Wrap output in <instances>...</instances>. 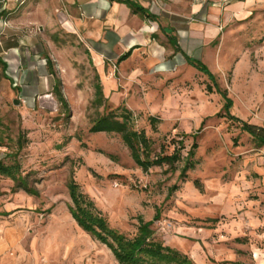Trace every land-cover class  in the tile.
Instances as JSON below:
<instances>
[{
	"label": "rangeland",
	"instance_id": "obj_1",
	"mask_svg": "<svg viewBox=\"0 0 264 264\" xmlns=\"http://www.w3.org/2000/svg\"><path fill=\"white\" fill-rule=\"evenodd\" d=\"M193 1L220 6L199 24L189 10ZM154 3L168 19L179 14L183 28L219 33L190 54L213 80L187 65L165 37L152 41L156 52L137 50L116 63L121 52L110 53L106 38L80 29L78 1L0 0V58L7 65L5 73L0 66V160L18 164L39 194L0 176V264H118L73 221L72 175L109 227L127 238L152 222L153 238L194 264H264V146L228 118L221 94L231 116L264 127V0ZM148 55L168 71H155ZM96 74L108 111L130 112L131 128L151 143V159L180 148L173 168L144 172L118 135L89 132L104 110L93 103ZM56 79L68 117L52 95ZM193 144L194 167L181 180Z\"/></svg>",
	"mask_w": 264,
	"mask_h": 264
},
{
	"label": "trees",
	"instance_id": "obj_2",
	"mask_svg": "<svg viewBox=\"0 0 264 264\" xmlns=\"http://www.w3.org/2000/svg\"><path fill=\"white\" fill-rule=\"evenodd\" d=\"M114 1V0H111ZM120 3L125 4L134 14L140 16L152 17L147 10L138 5L133 0H118ZM237 2H243V0H236ZM3 12H0V14ZM165 37L168 39L169 44L174 49L175 53H179L180 49L177 45L176 36H172V30L169 28L162 29ZM130 56V52L120 56L117 63H120ZM183 58L187 65L196 67L204 74L208 75L209 79L213 80V77L209 74L207 68L201 64L200 61L186 57ZM46 65L48 72L51 76H55L53 70V62L50 58L46 57ZM0 66L3 73H5L7 65L0 58ZM7 78V76H4ZM95 98L94 105L97 107L103 106V114L99 115L93 120L89 132L92 134H115L118 135L128 149L130 156L134 163L139 166L144 172H147L151 167L162 166L163 164L169 165L173 168L174 165L180 160V148L174 150L171 155L150 158L151 143L145 137L143 132H137L133 130L129 124L130 112L125 110V113L121 116L115 115L114 112L108 111L106 101L104 99L102 86L98 75H95ZM60 80L56 79L55 85L52 90V95L55 97L57 103L64 111L65 116L69 115V106L64 98L60 89ZM207 93L212 92L211 86H206ZM224 99L223 110H227V115L232 122L237 124L242 133L247 134L254 143L259 147L264 146V127H259L247 122H243L230 114L231 104L226 98L225 92L221 93ZM122 119V120H120ZM156 118L150 119L151 126L156 123ZM1 125V122H0ZM186 137V136H185ZM2 140L0 139V147H2ZM23 138H18V144L20 148L22 146ZM182 145V140L179 141ZM196 145L193 144L191 150L188 152L185 165L180 171L179 179L186 178V173L193 169L194 165L192 157L194 156V150ZM0 176L9 178L14 183V187L18 190H23L27 195L38 197V192L29 186L26 177L20 175V169L18 164H12L6 166L0 160ZM176 186L173 187L175 189ZM67 190L70 199V205L68 206L69 212L73 221L83 231L88 233L93 240L104 245L113 255L118 264H194L193 261L186 255L165 246L162 242L156 241L153 238V231L151 230L152 222H145L137 227L136 234L133 238H127L119 231L110 228L106 219L98 212L93 204L84 194L79 192L78 185L76 184L73 175L68 179ZM173 193V192H172ZM159 214L156 215V219Z\"/></svg>",
	"mask_w": 264,
	"mask_h": 264
},
{
	"label": "crops",
	"instance_id": "obj_3",
	"mask_svg": "<svg viewBox=\"0 0 264 264\" xmlns=\"http://www.w3.org/2000/svg\"><path fill=\"white\" fill-rule=\"evenodd\" d=\"M74 1L80 2V10L83 14V19H79L78 23L80 29H82V31L84 30V34L89 38H106V44L110 46V53H113L114 49L121 52V54L117 56V60L120 56L128 52H130L131 56L132 52L137 50L151 54V50L154 51V49H152V41L156 39L159 40L160 37H165L162 29L166 28L171 29L173 31L172 36H176L177 38V45L180 49L178 54L182 55V57L184 55L192 59H198L191 57L190 54L199 46H208L219 36V33H216L212 26L205 29L203 27V30L183 28L181 26L182 21L179 14H174L171 19L166 18L161 15L154 0H133L147 10L152 17L134 14L125 4L120 3L118 0ZM218 6H220L218 2H213L212 4L208 3L205 7L194 2L190 4L189 10L191 15H194V19L197 23L200 24L207 20L209 11H216L211 9ZM210 14V18L214 19L215 14L212 12ZM162 21H165L166 24H162ZM103 47L104 50L101 52L104 53L106 45ZM130 56L128 58H130ZM148 60H150V63L152 61L156 62L154 66L155 71L167 72L170 67V65L162 63L158 58L155 59L151 55H148ZM100 67L102 71L105 70L102 61Z\"/></svg>",
	"mask_w": 264,
	"mask_h": 264
}]
</instances>
